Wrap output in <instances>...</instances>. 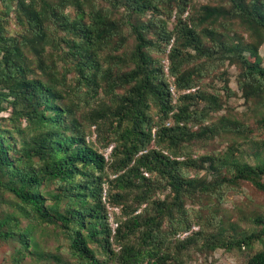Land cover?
<instances>
[{"label":"trees","instance_id":"1","mask_svg":"<svg viewBox=\"0 0 264 264\" xmlns=\"http://www.w3.org/2000/svg\"><path fill=\"white\" fill-rule=\"evenodd\" d=\"M263 43L264 0H0V264H186L192 247L255 241L246 264H264V213L249 233L177 237L200 218L187 200L241 180L264 192V143L254 163L192 149L218 133L207 121L219 93L203 81L225 62L264 130ZM206 161L230 175L199 176ZM107 205L119 208L114 231Z\"/></svg>","mask_w":264,"mask_h":264},{"label":"rangeland","instance_id":"2","mask_svg":"<svg viewBox=\"0 0 264 264\" xmlns=\"http://www.w3.org/2000/svg\"><path fill=\"white\" fill-rule=\"evenodd\" d=\"M194 5L198 6L204 3L217 4L218 0H192ZM13 26V24H11ZM238 33L246 38V34L235 25ZM247 39V38H246ZM264 65V43L259 49ZM164 68L167 66L166 60L163 61ZM165 70V69H164ZM224 70L227 78V86L230 89L228 93L223 88V79L218 77V73ZM239 67L236 64H229L225 62L217 71L205 78L203 86L208 91L218 92L219 100L222 108L210 115L207 123H215L218 133L213 137L204 141L195 142L192 149L196 155H210L212 157L222 156L226 151H233L236 157L243 158L249 163L256 161L255 154L256 146L253 142L258 141L259 148L264 143V130L257 123L254 116L256 107L260 104H255L251 99L245 101L242 92L238 87ZM2 114H6L3 112ZM221 117H227L230 120H238L247 125L244 132L227 131L222 127ZM95 137V135H93ZM216 170L210 168L208 161L204 163V167L197 170L199 176L205 177L207 180H213L216 177L229 176L230 171L226 166L216 165ZM195 171L191 170L190 174ZM216 196H203L195 201L187 200L186 207L190 208L191 216L194 211L199 209L200 218L198 223L197 217H192L193 225L187 231L189 234L192 230L203 231V235L207 236L211 232H217V229H223L226 234H242L249 233L257 228L253 222V217L256 214L264 213V192L256 189L248 181H238L236 185L222 183L219 186ZM218 200L220 202H218ZM119 212V211H118ZM118 213H116L117 215ZM186 232V231H185ZM178 233V238H183L186 235ZM202 239V238H201ZM201 242V241H199ZM40 247L43 250L50 252H59L66 256V253L56 249L57 243L53 241L52 237L48 235H39ZM170 246L173 247L172 243ZM259 242L255 241L249 248L242 245L240 249L232 248L226 249L224 247H217L215 249H201L199 247H192L185 255L186 264H246L247 258L254 251L259 249ZM10 251V246L7 244H0V261L7 257ZM39 264V263H34ZM40 264H57L50 260Z\"/></svg>","mask_w":264,"mask_h":264},{"label":"built area","instance_id":"3","mask_svg":"<svg viewBox=\"0 0 264 264\" xmlns=\"http://www.w3.org/2000/svg\"><path fill=\"white\" fill-rule=\"evenodd\" d=\"M165 71L167 72V66L164 68ZM170 91L175 94L174 92V87L173 85H170ZM111 148H112V145H110L104 152V155H105V158L108 157V154L109 152L111 151ZM103 199H105V189H104V192H103ZM107 210H108V220H109V223H110V226L112 228V231L115 230L116 226H117V222L115 220V214L118 213L119 211V208L117 206H110V205H107ZM187 232H184L183 235H186Z\"/></svg>","mask_w":264,"mask_h":264}]
</instances>
